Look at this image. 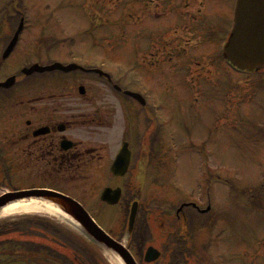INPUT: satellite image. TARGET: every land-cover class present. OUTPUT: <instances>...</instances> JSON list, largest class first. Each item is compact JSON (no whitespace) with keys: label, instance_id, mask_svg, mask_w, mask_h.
Returning <instances> with one entry per match:
<instances>
[{"label":"rangeland","instance_id":"rangeland-1","mask_svg":"<svg viewBox=\"0 0 264 264\" xmlns=\"http://www.w3.org/2000/svg\"><path fill=\"white\" fill-rule=\"evenodd\" d=\"M14 1L0 0V5L8 3L11 12ZM21 1L29 27L24 37H39L43 61L45 52L63 62L79 55L86 63L103 64L128 89L148 97L142 108L102 80L83 78L95 87L78 96L95 100L89 109L112 112L105 116L111 126L80 127L76 138L102 145L104 161L89 165L87 179L56 188L83 202L102 227L125 242L132 191L147 218L139 232L144 243L135 249L144 254L148 246L158 247L164 260L154 264H264V69L243 73L219 55L236 0ZM16 66L9 60L0 78ZM66 80L56 73V93L64 92ZM124 139L134 164L129 177L118 179L110 167ZM16 168L14 185L37 183L18 180ZM6 183L0 175V194ZM107 186L125 187L126 209L100 200ZM192 202L211 211L199 216L191 206L184 208L187 227L176 211ZM32 215L57 218L41 213L0 219ZM136 244L130 245L134 252ZM100 252L113 264L106 251ZM16 258L17 253L0 262Z\"/></svg>","mask_w":264,"mask_h":264},{"label":"flooded vegetation","instance_id":"flooded-vegetation-1","mask_svg":"<svg viewBox=\"0 0 264 264\" xmlns=\"http://www.w3.org/2000/svg\"><path fill=\"white\" fill-rule=\"evenodd\" d=\"M188 4L192 3L189 1ZM19 5L24 11V3L20 0L14 1L11 12L8 3L0 5V70L6 61L10 60L13 65L17 63V69L10 74L16 75L15 84L9 88H0V169L1 163L5 167L8 164L16 166L18 180L37 182L22 186L23 188H56L55 184L61 182L79 183L87 179L90 164L104 161V154L103 146L93 143L92 139L76 138L78 131L80 127L89 129L111 126L110 121L106 124L105 116L112 113L109 110L89 109L95 105V100H82L78 95H89V90H93L95 86L88 85L82 79L94 81L98 78L102 80V85H109L114 89L115 84L120 85L119 78L101 76L94 71L98 67L93 64L85 66L88 70L70 73L57 71L68 76L63 85L64 92L56 93L54 75L41 77L42 73L38 72L25 74L24 68L35 63L41 64L43 60L39 37H24L28 25ZM21 24L24 27L18 42L12 53L4 58V51ZM21 45L25 48L18 51ZM45 54L48 55L45 62L51 63L53 59L49 58L50 52ZM74 59L80 63L85 62L82 57L71 56V60ZM6 79L7 77L0 78V82ZM72 79L74 81L70 82ZM81 86L84 88V95L81 94ZM14 172H11V179ZM2 174L3 169L0 170V175Z\"/></svg>","mask_w":264,"mask_h":264},{"label":"water","instance_id":"water-1","mask_svg":"<svg viewBox=\"0 0 264 264\" xmlns=\"http://www.w3.org/2000/svg\"><path fill=\"white\" fill-rule=\"evenodd\" d=\"M22 28V27H21ZM20 28V30H21ZM17 33V36L20 32ZM15 37V39L17 38ZM9 46L10 51L14 42ZM9 52H6L5 56ZM226 59L241 70L251 72L264 67V0H237L234 16V26L229 40L224 48ZM77 65L64 66L55 63L51 66L42 67L35 65L28 72L62 69L70 71L79 68ZM14 78H10L0 86H10ZM128 94L139 98V95L130 91ZM131 160V151L125 142L114 161L111 171L117 176L127 173ZM122 194L121 188L113 189L106 187L101 195V200L109 204H117ZM44 199L54 209L55 215L71 223L79 229L88 239L99 245L106 251L116 254L125 264H139L125 242L118 241L108 234L91 216V214L76 199L52 189H30L7 192L0 196V210L4 206L19 200ZM138 203L132 206L129 223L128 239L134 229ZM161 253L154 246H149L145 254L146 262H153L160 257Z\"/></svg>","mask_w":264,"mask_h":264},{"label":"trees","instance_id":"trees-1","mask_svg":"<svg viewBox=\"0 0 264 264\" xmlns=\"http://www.w3.org/2000/svg\"><path fill=\"white\" fill-rule=\"evenodd\" d=\"M140 219L130 242L131 245L137 241L134 249L144 243L139 232L145 221ZM33 236L38 239H31ZM8 244L9 249L5 250ZM19 249L22 250L18 252ZM137 251L134 253L141 259L142 254ZM16 253L18 258L6 260L9 264H108L97 246L63 224L42 216L0 220V257L5 259Z\"/></svg>","mask_w":264,"mask_h":264},{"label":"bare ground","instance_id":"bare-ground-1","mask_svg":"<svg viewBox=\"0 0 264 264\" xmlns=\"http://www.w3.org/2000/svg\"><path fill=\"white\" fill-rule=\"evenodd\" d=\"M54 212H56V209L47 203V201H44V199L19 200L1 208L0 218L41 213L54 216ZM107 256L113 264H125L120 257L111 251H107Z\"/></svg>","mask_w":264,"mask_h":264}]
</instances>
